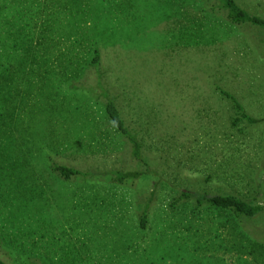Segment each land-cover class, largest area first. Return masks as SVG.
I'll return each mask as SVG.
<instances>
[{
	"label": "rangeland",
	"instance_id": "rangeland-1",
	"mask_svg": "<svg viewBox=\"0 0 264 264\" xmlns=\"http://www.w3.org/2000/svg\"><path fill=\"white\" fill-rule=\"evenodd\" d=\"M235 1L264 19V0ZM0 7V43L17 55L3 69L17 80L8 89L14 166L0 172V240L21 264H170L174 240L190 246L199 224V236L208 235L209 222L190 215L194 200L179 204L184 220L171 211L182 192L235 195L264 208V29L231 23L223 0ZM95 47L99 70L88 66ZM217 87L261 122L233 127ZM105 95L118 98L143 145L141 161L108 122ZM50 163L90 175L59 181ZM113 171L130 177L116 184ZM247 229L264 240V212Z\"/></svg>",
	"mask_w": 264,
	"mask_h": 264
},
{
	"label": "trees",
	"instance_id": "trees-1",
	"mask_svg": "<svg viewBox=\"0 0 264 264\" xmlns=\"http://www.w3.org/2000/svg\"><path fill=\"white\" fill-rule=\"evenodd\" d=\"M223 7L226 11V18L236 26L252 25L254 27L264 29V19L253 16L243 10L235 0H223ZM0 7V15H1ZM3 31L0 30V42H3ZM5 40V39H4ZM0 43V172L6 173L13 167V161L9 158L8 151V128L11 127L10 119L14 117L16 107L12 106L10 100L12 93H9L10 82L17 80V75H14L12 67H9L7 73L3 69L5 64L15 61L17 58L15 53L8 54L4 52L3 46ZM7 56V57H6ZM9 57V58H8ZM11 58V59H10ZM11 60V61H10ZM101 55L98 47H95L92 52V57L88 66L92 69L99 70ZM24 73V69H17ZM6 72V69H5ZM7 74V75H6ZM8 84V88H7ZM99 85L103 84L99 81ZM104 90V87H100ZM219 94L231 106L233 113V127L246 123L247 125H255L261 122L252 117L246 110L240 100L229 92L217 87ZM14 93V92H13ZM106 97L104 103L105 116L112 128L123 138L124 142L131 149V156L138 161L143 158V145L141 144L136 132L131 128L125 120L122 110L118 103V98ZM9 100L10 108H8ZM16 163V162H15ZM17 164V163H16ZM47 170L53 173V177L59 181H71L74 178H81L85 174L74 167L60 165L58 163H50ZM113 176L112 182L123 184L129 179L130 174L123 171H113L110 173ZM16 186V191L21 190L16 179L10 180ZM186 201L194 200L195 206L191 207L190 215L197 222L205 223L208 227L207 237L199 236V227L197 224L193 230H189L187 243L184 247L182 243L174 240V245L168 248V258L170 264H264V240H260L253 236L247 229V223L257 218L264 212V208L256 204L247 202L245 199L235 195H215L212 197L199 196L195 197L188 192H182L170 206L171 211L179 215L177 220H184L185 212L183 208H179V204L187 205ZM185 202V203H184ZM179 211V213H177ZM208 217L207 221L202 220V216ZM148 223L147 212H144L140 217V231L145 230ZM141 231V232H142ZM0 251L9 259L14 260V264H21L20 259H15V254L10 252L6 246V242L0 240ZM0 253V264H9V262ZM164 258V257H163ZM16 260V261H15Z\"/></svg>",
	"mask_w": 264,
	"mask_h": 264
}]
</instances>
